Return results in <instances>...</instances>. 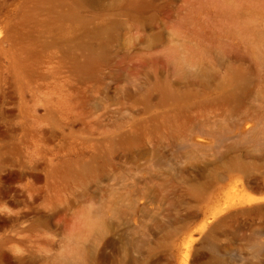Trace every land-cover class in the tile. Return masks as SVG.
I'll return each instance as SVG.
<instances>
[{
	"label": "rangeland",
	"instance_id": "obj_1",
	"mask_svg": "<svg viewBox=\"0 0 264 264\" xmlns=\"http://www.w3.org/2000/svg\"><path fill=\"white\" fill-rule=\"evenodd\" d=\"M0 264H264V0H0Z\"/></svg>",
	"mask_w": 264,
	"mask_h": 264
}]
</instances>
